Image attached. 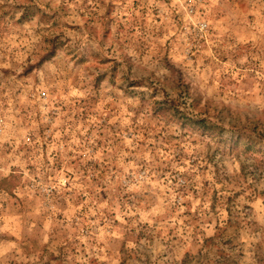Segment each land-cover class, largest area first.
<instances>
[{
	"label": "clouds",
	"instance_id": "clouds-1",
	"mask_svg": "<svg viewBox=\"0 0 264 264\" xmlns=\"http://www.w3.org/2000/svg\"><path fill=\"white\" fill-rule=\"evenodd\" d=\"M239 3L0 0V182L21 177L12 190L28 205L21 215L11 203L4 210L12 198L0 191V212L16 224V242L4 246L0 261L24 260L21 249L31 240L39 245L32 264H119L111 253L121 244L128 264H179L213 235L211 190L237 191L225 178L242 173L264 187V139L250 134L240 147L253 124L264 131V0ZM72 104L93 105L86 123L69 114ZM196 109L209 127L189 123ZM96 165L107 168L103 177ZM239 187L245 195L228 207L247 239L236 251L244 253L241 264H257L264 203ZM185 210L199 216L198 226L180 229ZM249 223L260 232L249 235ZM58 244L76 254L65 260Z\"/></svg>",
	"mask_w": 264,
	"mask_h": 264
},
{
	"label": "rangeland",
	"instance_id": "rangeland-1",
	"mask_svg": "<svg viewBox=\"0 0 264 264\" xmlns=\"http://www.w3.org/2000/svg\"><path fill=\"white\" fill-rule=\"evenodd\" d=\"M237 3H239V0H236ZM239 6L243 8V3H239ZM114 6L109 5L108 10L106 11L105 15H110ZM55 27V25H53ZM68 28H72L71 25H66ZM53 40L55 38H52ZM172 40L175 41L176 37H172ZM181 44L183 41L180 42ZM201 44H209L210 42L207 40H201ZM167 46V45H166ZM196 48L193 47L191 49V53H195ZM71 55V53L69 54ZM75 59V57H73ZM192 59L195 60L196 56L192 55ZM223 63L227 64V58L225 57L223 59ZM8 71V70H5ZM239 80V77H236L231 82L232 84L237 83ZM241 83H247V81H241ZM92 104L84 105V106H78L75 104L71 105V112L69 113L74 120L79 121L81 124L86 123L87 121V113L92 108ZM59 107V105H57ZM62 111L69 112V105L65 104ZM193 114H196L198 117L202 118L205 117L204 115L199 114V110L196 109L193 111ZM250 134H258L261 139H264V131L261 130L260 126L258 124H253L250 128V131H244L241 133L240 138V147L246 146V137H249ZM43 135V134H42ZM101 139L98 140V144L100 147L104 146L105 140V133H100ZM51 139V138H50ZM108 139H111V129H109V135ZM47 144H43V148H47ZM69 155H73L70 153ZM73 164L76 163L75 160L72 161ZM107 171V168L103 171H101L100 166L96 165V172L98 177H103L105 172ZM21 177H13L11 180H5L3 182H0V191L7 192L8 195L12 198L10 202L4 203V210H9V203H11L13 208H16L18 211L16 212V215H21L22 211L28 208V205L19 199L17 197L16 193L12 190L15 188L16 184L19 183V180ZM228 184H235L237 186V191L235 192H229L226 189H213L210 193V213L217 217L215 221L213 219H208L207 224L208 225H214L210 231L213 233V235H207L205 234L204 238L202 239V242L199 243L197 246L196 244H193L190 248H188L184 253L179 261V264H241V258L243 257L244 253L242 251H236L237 247L239 245H242L244 241L247 239L245 236V225L241 219H233L232 218V212L231 208L228 207L233 203L234 198L239 199L242 195H245V191L243 188H240L239 185L241 183H244L247 186L248 192L252 194V196H255L256 200H259L260 202L264 203V187H259L254 184L247 183V177L246 174L242 173L241 178L235 181L227 180L225 178ZM224 181H217L218 184L223 183ZM260 184H264V175L260 177V180L258 181ZM205 187L207 188V183L205 184ZM205 195H209V193H205ZM100 196L103 199H107V193L104 191L100 192ZM250 200V203H255L256 200H252L251 197H247ZM225 205L224 211L227 213V217L224 218L226 220V226L224 224V220L220 218V214L218 212V209L220 208L221 204ZM248 205H245V208H247ZM62 216H59L58 219H62ZM180 229L183 228L184 225H199L200 218L198 215L192 213L191 211L185 210L183 213L180 214ZM187 218V219H185ZM119 221H115V225H119ZM229 223V224H228ZM258 223V222H257ZM7 224L8 231L4 233H0V251L4 249L5 245H11L16 242V236L13 234V230L16 227V224L11 221V217H3V213L0 212V227H4ZM22 228V224L20 225ZM247 229L249 232V235H254L256 233L260 232V229L258 227H255L252 223H249L247 225ZM224 231L223 237H218V233L221 231ZM135 231V230H133ZM193 233H195V228H193ZM233 233L237 234L238 239L234 242L233 239ZM169 235H172L171 232L168 233ZM215 237V238H214ZM143 234H140L138 239H142ZM177 237L173 236V239H176ZM213 239L214 243L212 245V250H205L203 245L204 239ZM218 243H223L226 246H230V251L234 252L235 255L228 257V254L226 255H219L218 257V250H223L218 247ZM258 249L261 251H264V234H262V242L256 245ZM38 242H33L29 240L27 243L23 245V248L21 249V252L25 254L24 260H10L8 261V264H32V249L38 248ZM51 245H46L43 249L44 254H47L50 251ZM58 250H62L63 258L67 260V257L69 255L76 254V249L74 247L69 248L67 245H57ZM215 252V256L212 255V253ZM224 252V251H223ZM225 253V252H224ZM18 253L17 255H19ZM113 255H118L120 257L119 264H128L129 260L132 259L130 255L126 254V248L123 244H121L118 248L114 250ZM218 257V259H217ZM225 258V259H223ZM42 259V257H41ZM50 259H54L59 261L61 257H57L55 253H52V256ZM0 264H4L3 261H0ZM67 264H80L79 261H71L68 260ZM88 264H107L106 261H100L96 258H92L88 261ZM257 264H264V256H261L260 259L257 261Z\"/></svg>",
	"mask_w": 264,
	"mask_h": 264
},
{
	"label": "trees",
	"instance_id": "trees-1",
	"mask_svg": "<svg viewBox=\"0 0 264 264\" xmlns=\"http://www.w3.org/2000/svg\"><path fill=\"white\" fill-rule=\"evenodd\" d=\"M189 123L192 124L193 126H197L199 128L209 127V124H210V122L206 121L205 117L200 118L196 114H193L192 117L189 118ZM223 234H224V231L222 230L220 233H218V237H223ZM214 238L213 239L211 238V239H204L203 240V245H204V248H205L206 251L207 250H212L211 247H212V245H213V243L215 241ZM219 255H226V253H224L223 250H218V257H219ZM228 257H231V256L228 255ZM223 259H225V258H223Z\"/></svg>",
	"mask_w": 264,
	"mask_h": 264
}]
</instances>
